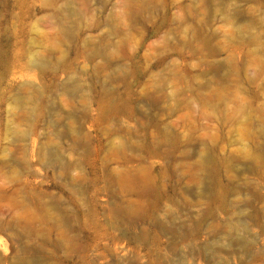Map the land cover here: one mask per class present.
Masks as SVG:
<instances>
[{
    "label": "rangeland",
    "instance_id": "obj_1",
    "mask_svg": "<svg viewBox=\"0 0 264 264\" xmlns=\"http://www.w3.org/2000/svg\"><path fill=\"white\" fill-rule=\"evenodd\" d=\"M0 264H264V0H0Z\"/></svg>",
    "mask_w": 264,
    "mask_h": 264
}]
</instances>
